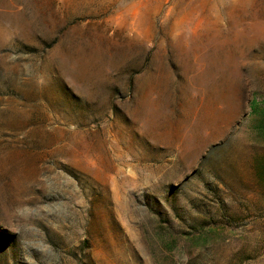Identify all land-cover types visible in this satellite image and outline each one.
I'll list each match as a JSON object with an SVG mask.
<instances>
[{"label":"rangeland","instance_id":"rangeland-1","mask_svg":"<svg viewBox=\"0 0 264 264\" xmlns=\"http://www.w3.org/2000/svg\"><path fill=\"white\" fill-rule=\"evenodd\" d=\"M0 264H264V0H0Z\"/></svg>","mask_w":264,"mask_h":264}]
</instances>
